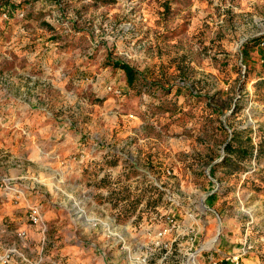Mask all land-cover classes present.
Returning <instances> with one entry per match:
<instances>
[{
	"label": "rangeland",
	"instance_id": "1",
	"mask_svg": "<svg viewBox=\"0 0 264 264\" xmlns=\"http://www.w3.org/2000/svg\"><path fill=\"white\" fill-rule=\"evenodd\" d=\"M11 6L27 18L11 34L0 24V215H19L5 229L31 228L39 207L49 228L42 264H129V255L184 264L212 246L236 264L246 240L238 263L264 264V155L223 162L233 135L255 148L264 139V0ZM112 62L133 67L150 91L130 89ZM130 161L138 172L125 170ZM103 174L161 187L163 201L107 203ZM189 215L200 220L192 251Z\"/></svg>",
	"mask_w": 264,
	"mask_h": 264
},
{
	"label": "trees",
	"instance_id": "2",
	"mask_svg": "<svg viewBox=\"0 0 264 264\" xmlns=\"http://www.w3.org/2000/svg\"><path fill=\"white\" fill-rule=\"evenodd\" d=\"M95 4L105 5H112L117 2V0H91ZM115 69L121 70L125 74V79L132 90H138V94H142V92L150 91L148 87L138 84L139 80V73L130 65L121 63V62H112L109 63ZM252 144L251 139H247V141L243 140V137H238L233 135V137L226 143L224 150L227 156L224 158L223 162L225 164L232 165L231 162L233 158L235 160L243 161L254 157L255 152L257 153L256 158L260 155H264V139L259 143L258 147L255 148ZM115 159L110 161V164L106 162L105 164L99 165L98 167L102 172L108 171V169H113L117 167V163L120 160V157H114ZM118 160V161H117ZM128 164V165H127ZM125 167H127L128 171H136L134 167L130 166L129 163H125ZM137 177V176H136ZM135 178V177H133ZM118 176L117 178H109L108 176L104 175L99 181L100 189L98 191H107L108 196L105 198L107 203H132V204H140V203H154V205H159L160 202L163 201L164 192L160 191L157 187L152 186V183H139L133 184L131 181L133 180Z\"/></svg>",
	"mask_w": 264,
	"mask_h": 264
},
{
	"label": "built area",
	"instance_id": "3",
	"mask_svg": "<svg viewBox=\"0 0 264 264\" xmlns=\"http://www.w3.org/2000/svg\"><path fill=\"white\" fill-rule=\"evenodd\" d=\"M14 2L20 6L22 3V0H15ZM61 17L62 16L60 14L53 13L52 16L51 15L48 16V19H49V22L51 24H55V23L60 22ZM26 18H27L26 10L21 9L20 7H18L17 9H13L12 6H10L8 8L3 9V10H0V20L3 23H12L15 20L16 21H25ZM261 46L264 47V41L261 43ZM108 92L116 98L124 97V90L121 89L120 87L109 86ZM129 165L134 167L135 169L139 170V167L135 163H132L130 161ZM103 176H104V174L101 175V178ZM158 188L163 190L161 187H158ZM197 218H198V215H189V218H188V223H187L188 233H187V235H192L190 237V242L192 243L190 251L193 250V246L196 242V239L194 238V231H195L194 226H195V223L198 224L200 221ZM28 221L30 222L32 227L36 228L39 231V234L41 236V244H42V247L44 248V246L46 245V239H47L49 228H48V225L45 221L44 215H41V211H40L39 207L36 206L30 210L29 215H28ZM173 221L174 220L171 219V223ZM174 227H175V224H174ZM167 232L168 231H166L165 233H167ZM14 234H16V237H18L19 240H24L27 238V232L25 230L17 231ZM251 249H252V246L246 240L243 244L242 249L239 251L238 256L233 258V262H236V264H239L238 263L239 258H241L243 256H247L251 252ZM214 251H218L217 249H215L214 246H212L210 248H205V249H203L201 247L200 250L195 249V251H193V253L188 254L187 261L184 264H189L190 259L193 256H195L197 258L198 264H222V261L218 260L214 256V254H213ZM204 254H208V256L203 258ZM152 255L153 254H151V256ZM200 258H203L202 262H201ZM41 260H42V258L38 259V263H40ZM15 263H17V264H38V263H34L33 261L29 260L22 253V251L19 249V247H17L15 244L6 246L2 242H0V264H15ZM128 263L129 264H150V256H147L143 260L138 261L135 259L134 256L132 257V255H129ZM161 264H163V263L161 262Z\"/></svg>",
	"mask_w": 264,
	"mask_h": 264
},
{
	"label": "crops",
	"instance_id": "4",
	"mask_svg": "<svg viewBox=\"0 0 264 264\" xmlns=\"http://www.w3.org/2000/svg\"><path fill=\"white\" fill-rule=\"evenodd\" d=\"M7 1H9V5L5 6V7H2V0H0V10L5 9L6 7H10L15 0H7ZM51 4H52V2L51 3H42L41 2L40 3V7L42 9H44V10L53 9ZM0 24H3V22H0ZM5 24H6V27L10 29V30L8 29V32H10V34H11V32H13L12 29L15 28V29L18 30L20 28L19 26L18 27H14L13 23H5ZM28 24H31V23H28ZM6 27H4V28H6ZM13 33H15V32H13ZM26 40L28 41L29 39L26 38ZM0 44H2V38L1 37H0ZM14 210L15 209H13V211H10V213H8V214H14V215H4V214L0 215V230H1L0 231V238L5 237L8 241H11L13 239L14 242H16V241L17 242H21L23 250L27 253V255L30 254V253H33V252L37 253V255L34 256V257H31V256L28 255L30 257V258L29 257L28 258L31 261H33L34 263H38L37 262L38 259L42 258L41 262L38 263V264H42L46 258L49 259L50 257L48 258V257L44 256V248L40 244V236L37 234L35 229H33V227L30 228V226L29 227L25 226L24 228H16V229H13L15 231L14 232L13 230H11V231L6 230L5 229L6 227L4 225H2V221L5 219L6 216H9L10 219L15 218L14 220L16 222L19 221V220H17L19 215L15 214L17 211H14ZM50 216H52V215H50ZM21 230H26V232H27V238L24 239V240H19L18 237H16V234H14L17 231H21ZM32 246L34 247V249L32 248ZM54 250H56V249H54ZM55 254L56 253L54 252L53 255L55 256ZM37 257H38V259H36ZM54 261L59 262L58 259H55ZM113 262L116 263L117 261L116 262L113 261ZM15 264H17V263H15Z\"/></svg>",
	"mask_w": 264,
	"mask_h": 264
},
{
	"label": "bare ground",
	"instance_id": "5",
	"mask_svg": "<svg viewBox=\"0 0 264 264\" xmlns=\"http://www.w3.org/2000/svg\"><path fill=\"white\" fill-rule=\"evenodd\" d=\"M192 260H194V259H192Z\"/></svg>",
	"mask_w": 264,
	"mask_h": 264
}]
</instances>
